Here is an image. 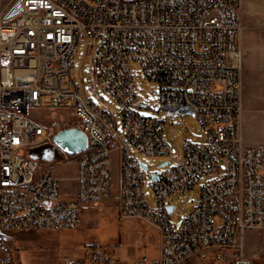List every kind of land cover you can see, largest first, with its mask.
<instances>
[{"label":"built area","instance_id":"built-area-1","mask_svg":"<svg viewBox=\"0 0 264 264\" xmlns=\"http://www.w3.org/2000/svg\"><path fill=\"white\" fill-rule=\"evenodd\" d=\"M242 29L240 0H0V264H22L12 231L75 229L83 209L112 198L122 217L158 230V256L133 264L239 262L245 232L264 229V146L246 145L241 132ZM83 40L91 84L118 102L116 110L97 105L74 77ZM132 63L158 84L165 117L194 114L203 128L206 141L186 140L181 160L162 172L144 161L145 170L138 155H166L170 146L165 121L145 113L151 108L137 94ZM46 109L70 111L74 119L61 123L82 129L87 148L59 147L54 161L31 157L30 148L54 143L60 130L40 117ZM72 156L75 174H55ZM211 175L218 178L174 224L168 199ZM117 254L116 245L94 244L61 264H129Z\"/></svg>","mask_w":264,"mask_h":264},{"label":"rangeland","instance_id":"rangeland-1","mask_svg":"<svg viewBox=\"0 0 264 264\" xmlns=\"http://www.w3.org/2000/svg\"><path fill=\"white\" fill-rule=\"evenodd\" d=\"M8 0H3V3ZM241 1V0H240ZM241 11V10H240ZM244 25V24H243ZM244 32H253L251 49L242 48V67L240 71L241 99L243 113L241 117V132L246 145L264 146V27H256ZM251 50V51H250ZM250 53V54H249ZM252 57V64L245 63V59ZM73 72L75 79L83 83L86 94L97 104H109L113 110L119 104L103 88H96L91 84L93 67L90 57L86 53L85 41H81L73 56ZM135 76L137 94L145 100L150 110L146 114L153 115L165 121L164 135L170 146V153L166 155H146L139 153L140 159L149 164L150 172H162L168 166L179 162L183 155V143L186 140L205 142L203 128L196 115L187 114L174 119L164 116L159 103L158 84L140 75L141 67L138 63L131 64ZM218 88V87H215ZM40 117L47 123H59L60 129L67 124L61 123L74 119L70 111L49 110L40 112ZM170 160L167 165L160 164ZM75 156L53 168L59 176H73L76 172ZM218 178L211 175L192 189L184 193L172 195L168 202L175 205L171 213V220L180 226L184 218L192 210L200 196L203 185ZM63 184L68 189H74V183L65 179ZM146 191L149 200L154 201L150 188V179L147 180ZM117 200L112 198L109 203L98 208L83 209L81 221L77 228L68 230L31 229L11 232L13 257L22 264H61L68 255L81 256L85 249L94 244L116 245L117 256L133 264L141 255L156 257L159 253L160 239L157 228L142 219L122 217L118 212ZM206 264H264V229L247 230L244 235V255L239 262Z\"/></svg>","mask_w":264,"mask_h":264},{"label":"water","instance_id":"water-1","mask_svg":"<svg viewBox=\"0 0 264 264\" xmlns=\"http://www.w3.org/2000/svg\"><path fill=\"white\" fill-rule=\"evenodd\" d=\"M88 146V136L79 127H65L60 129L54 136V143L47 142L34 146L29 149V155L33 158L43 161H54L62 158L61 149L70 154L82 152ZM142 167L146 170L148 165L141 161ZM168 164V160L164 161L160 165ZM152 178L157 179L158 174L152 173ZM174 205H169L170 212L173 211Z\"/></svg>","mask_w":264,"mask_h":264},{"label":"crops","instance_id":"crops-1","mask_svg":"<svg viewBox=\"0 0 264 264\" xmlns=\"http://www.w3.org/2000/svg\"><path fill=\"white\" fill-rule=\"evenodd\" d=\"M240 10L241 20L244 25L239 36V42L241 49L243 48L244 51L247 52L249 51V48L251 49V40L253 39L254 33L244 32V30H251L252 28L256 27H264V0H241ZM246 62L249 65L252 64L253 59L250 55L245 59V63Z\"/></svg>","mask_w":264,"mask_h":264}]
</instances>
